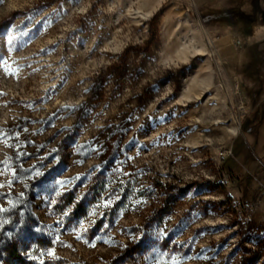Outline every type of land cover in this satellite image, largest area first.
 <instances>
[{
  "label": "rangeland",
  "instance_id": "374dc122",
  "mask_svg": "<svg viewBox=\"0 0 264 264\" xmlns=\"http://www.w3.org/2000/svg\"><path fill=\"white\" fill-rule=\"evenodd\" d=\"M204 1L0 0V264H264V0Z\"/></svg>",
  "mask_w": 264,
  "mask_h": 264
},
{
  "label": "crops",
  "instance_id": "0c3cea01",
  "mask_svg": "<svg viewBox=\"0 0 264 264\" xmlns=\"http://www.w3.org/2000/svg\"><path fill=\"white\" fill-rule=\"evenodd\" d=\"M204 2H205L204 0H201L200 5H202Z\"/></svg>",
  "mask_w": 264,
  "mask_h": 264
},
{
  "label": "built area",
  "instance_id": "2783aa9c",
  "mask_svg": "<svg viewBox=\"0 0 264 264\" xmlns=\"http://www.w3.org/2000/svg\"><path fill=\"white\" fill-rule=\"evenodd\" d=\"M239 43H240L239 41L236 42V44H239Z\"/></svg>",
  "mask_w": 264,
  "mask_h": 264
}]
</instances>
